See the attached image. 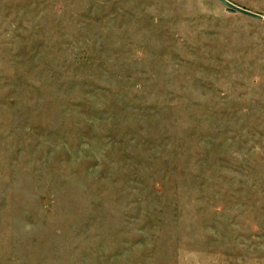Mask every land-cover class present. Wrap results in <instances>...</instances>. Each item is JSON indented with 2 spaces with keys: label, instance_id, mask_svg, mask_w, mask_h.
<instances>
[{
  "label": "rangeland",
  "instance_id": "rangeland-1",
  "mask_svg": "<svg viewBox=\"0 0 264 264\" xmlns=\"http://www.w3.org/2000/svg\"><path fill=\"white\" fill-rule=\"evenodd\" d=\"M0 264H264V21L0 0Z\"/></svg>",
  "mask_w": 264,
  "mask_h": 264
},
{
  "label": "water",
  "instance_id": "water-1",
  "mask_svg": "<svg viewBox=\"0 0 264 264\" xmlns=\"http://www.w3.org/2000/svg\"><path fill=\"white\" fill-rule=\"evenodd\" d=\"M219 1L222 2L223 4H225L229 8V11H231V12H238V13L247 15L249 17L264 21V16L263 15L254 13V12L246 10L244 8H241V7L231 3L228 0H219Z\"/></svg>",
  "mask_w": 264,
  "mask_h": 264
}]
</instances>
